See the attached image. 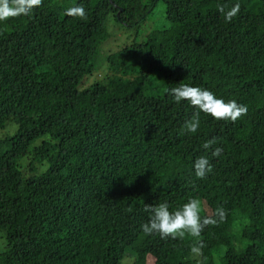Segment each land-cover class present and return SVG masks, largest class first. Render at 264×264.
Listing matches in <instances>:
<instances>
[{"label": "trees", "instance_id": "trees-1", "mask_svg": "<svg viewBox=\"0 0 264 264\" xmlns=\"http://www.w3.org/2000/svg\"><path fill=\"white\" fill-rule=\"evenodd\" d=\"M237 3L226 22L217 6ZM75 5L87 19L65 15ZM110 17L135 39L80 89ZM179 84L248 112L235 122L201 112L198 132L181 134L198 110L167 94ZM11 123L0 136V264H264V0H43L0 22V129ZM213 137L219 157L202 147ZM200 156L213 166L204 179ZM189 198L202 216L223 207L224 221L198 238L143 233L146 204L175 211Z\"/></svg>", "mask_w": 264, "mask_h": 264}, {"label": "clouds", "instance_id": "clouds-1", "mask_svg": "<svg viewBox=\"0 0 264 264\" xmlns=\"http://www.w3.org/2000/svg\"><path fill=\"white\" fill-rule=\"evenodd\" d=\"M43 0H0V22L22 16H30L35 8L42 5ZM218 11L223 14L226 22H231L240 11L239 3L227 8L225 5H218ZM65 15L87 19V11L83 5L70 6L65 9ZM167 94L172 97L175 103L188 101L197 109L192 118L185 121L181 134H194L200 128V113L211 116L216 120L235 122L246 115L248 108L236 100L225 101L218 98L212 91L199 86L179 84V86L167 89ZM216 138L205 141L203 149L210 151L213 157H219L223 148L216 146ZM195 176L204 179L212 172L213 166L207 156H200L193 162ZM145 211L149 213L147 222L141 225L145 235L158 234L161 239L171 238L184 239L186 236L193 238L200 237L203 230L208 226L218 225L224 221L226 211L223 207H217L214 213L202 216L203 202L199 198H189L175 211H171L167 202L158 204H146ZM203 242L197 240L191 248L194 256H200Z\"/></svg>", "mask_w": 264, "mask_h": 264}, {"label": "rangeland", "instance_id": "rangeland-1", "mask_svg": "<svg viewBox=\"0 0 264 264\" xmlns=\"http://www.w3.org/2000/svg\"><path fill=\"white\" fill-rule=\"evenodd\" d=\"M160 7H163V4H160ZM151 18L152 22L150 28H155L160 25L162 22V12L158 11ZM108 30L111 33V38L105 42L100 50L95 54L92 59V63L95 67V71L92 74L86 75L80 84V89L87 88L94 84L95 82H100L103 80V76L107 73L108 66V56L109 54L115 52L119 47L131 43L135 39L133 34L134 29H129L124 26L121 22L116 20L114 17H110L107 21ZM17 126L16 124H9L5 129H0V136L3 137L10 133H14ZM41 139L37 140L34 145L38 144ZM6 248V239L3 232L0 231V251L5 250ZM152 263V262H151ZM129 264V263H127Z\"/></svg>", "mask_w": 264, "mask_h": 264}, {"label": "water", "instance_id": "water-1", "mask_svg": "<svg viewBox=\"0 0 264 264\" xmlns=\"http://www.w3.org/2000/svg\"><path fill=\"white\" fill-rule=\"evenodd\" d=\"M122 10V8H120V11ZM120 13H118V15H119Z\"/></svg>", "mask_w": 264, "mask_h": 264}]
</instances>
